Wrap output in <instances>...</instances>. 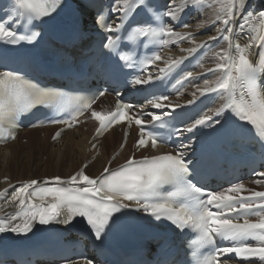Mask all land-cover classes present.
Wrapping results in <instances>:
<instances>
[{
  "label": "snow or ice",
  "instance_id": "snow-or-ice-1",
  "mask_svg": "<svg viewBox=\"0 0 264 264\" xmlns=\"http://www.w3.org/2000/svg\"><path fill=\"white\" fill-rule=\"evenodd\" d=\"M63 7L64 0H10L8 10L0 14V43L32 44L41 36L35 29ZM205 8L211 9L206 19L194 26L183 22L185 15L203 14ZM110 16L116 20L109 22ZM94 23L109 74L123 72L125 68L144 72L149 66L156 67L155 74L125 78L123 83L126 88L131 85L129 90L152 86L155 81L163 82L179 74L173 85L178 92L185 82L208 74L215 78L204 79L185 104L195 107L199 98L208 94H214L222 103L199 115L193 123L176 129L171 125L177 121L183 123V119L175 110L185 105L169 102L166 95H153L148 100L153 109L160 110L159 114L133 113V105L123 103L120 93L112 111L100 112L92 108L95 95H72L43 88L18 70L5 67L0 70V141L15 139L21 115L37 106H45L57 114L70 109L71 120H50L67 127L79 123L78 117L90 111L91 118L99 124L97 136L115 124L126 123L131 127L134 123L138 129L137 149L148 146L157 149L161 142H171L173 133L192 134L200 128L215 131L226 123L216 117L230 114L251 125L264 160V6L257 7L250 0H110L107 7L96 9ZM177 27L184 30L176 31ZM211 28L214 34L199 41L195 39L201 30ZM221 40L226 46L211 52L213 67L205 68L197 61L203 73L183 71L186 61L196 59L201 52L206 56L211 46ZM185 41L191 46L180 49L184 55L165 59L159 51H153L136 59L141 45L164 48ZM146 115L151 118L145 119ZM164 129H168L167 134ZM128 135L125 128V143ZM191 147V143L181 144L172 152L139 159L130 156L115 169L105 167L95 178L81 168L66 179L54 176L44 181L20 182L10 197L8 189L0 190L4 206L14 208L11 212H0V234L26 236L36 225L53 223L72 228L75 218L80 217L89 234L103 242L110 230L121 226L124 210L134 209L156 222H167L168 228L184 235L189 255L184 264H231L233 259L238 264H264V191L248 189L243 183L211 190L201 177L200 162L188 159ZM258 175L264 178V172ZM225 244L228 246H221ZM86 264L93 261L87 260Z\"/></svg>",
  "mask_w": 264,
  "mask_h": 264
},
{
  "label": "bare ground",
  "instance_id": "bare-ground-1",
  "mask_svg": "<svg viewBox=\"0 0 264 264\" xmlns=\"http://www.w3.org/2000/svg\"><path fill=\"white\" fill-rule=\"evenodd\" d=\"M210 12L211 9L209 8L204 10L203 20L208 17ZM213 65L214 63L208 65L207 68ZM190 91L195 92L196 88L189 89L187 92ZM185 95L186 93H183L173 97L169 100V102L180 103L186 98ZM147 107H149V105H147ZM94 126L95 123L90 120L88 123L74 130L66 132L62 136L61 141L58 143H52L51 141H48L50 154L44 161L45 169L41 173L37 175L35 174L36 176L31 174H26V176L22 174L13 176L10 174L9 169L11 164L16 163L15 160H17V164L18 161L20 162L22 160L24 154L20 151H24L22 150L24 148L27 149L30 154H33V151L36 150L40 155L38 148L40 147L41 143H44V139L48 138L47 135L49 131L51 133V130L54 128L22 131L20 136L13 142L7 144L5 147H0V188L13 182L36 178L54 176L67 178L70 175L77 173L82 168V165L86 162H89V166L87 169H84L85 174L96 176L108 162L109 155L117 148L116 144L118 145L120 143V135L116 131H111L109 134L104 136L100 142V153L99 155L95 156L93 151L89 150V139L93 132ZM38 131L44 133L43 139L38 138L36 133ZM22 138L26 140L25 144L19 143V140H22ZM125 158L126 156L119 157L117 163L124 160ZM26 165L30 167L33 165V163L27 162ZM35 167H38V164H36ZM6 172L8 174L5 175Z\"/></svg>",
  "mask_w": 264,
  "mask_h": 264
},
{
  "label": "rangeland",
  "instance_id": "rangeland-1",
  "mask_svg": "<svg viewBox=\"0 0 264 264\" xmlns=\"http://www.w3.org/2000/svg\"><path fill=\"white\" fill-rule=\"evenodd\" d=\"M36 133H37V136L39 139L44 138L43 132L38 131ZM49 135H50V131H49L47 137H49ZM48 141H49V139L45 138L43 141L44 143H41V145H40L41 148L40 147L38 148V150L40 151V155H39V152H37L36 150L33 151V149H32L33 154H30V152L27 149L23 148L22 150H24V151H20L24 154L22 157V160H21L22 162L18 161V164H17V160H15L16 163L11 164V167L9 169L10 174L13 176L19 175V174H22L25 176H26V174H28V175L31 174L33 176H36L37 174L41 173L45 169L44 161L46 160L47 156L50 154V147L48 145ZM19 143L25 144L26 140L22 138V140L21 139L19 140ZM27 162H32L33 165L29 167L26 165ZM36 164H38V167H35ZM6 174H8V173L6 172L5 175Z\"/></svg>",
  "mask_w": 264,
  "mask_h": 264
}]
</instances>
